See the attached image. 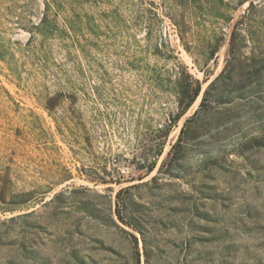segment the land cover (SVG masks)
I'll list each match as a JSON object with an SVG mask.
<instances>
[{
  "label": "rangeland",
  "instance_id": "1",
  "mask_svg": "<svg viewBox=\"0 0 264 264\" xmlns=\"http://www.w3.org/2000/svg\"><path fill=\"white\" fill-rule=\"evenodd\" d=\"M0 264H264V0H0Z\"/></svg>",
  "mask_w": 264,
  "mask_h": 264
}]
</instances>
